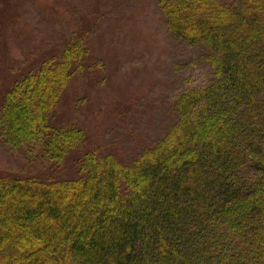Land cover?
I'll list each match as a JSON object with an SVG mask.
<instances>
[{
	"label": "trees",
	"instance_id": "obj_1",
	"mask_svg": "<svg viewBox=\"0 0 264 264\" xmlns=\"http://www.w3.org/2000/svg\"><path fill=\"white\" fill-rule=\"evenodd\" d=\"M158 5L175 37L206 49L214 79L182 92L175 100L181 121L131 162L96 152L82 155L84 174L72 182L0 178V264H257L264 0ZM75 40L60 62L40 64L39 79L22 77L7 89L1 120L8 113L12 125L42 133L45 96L62 87L70 63L85 66L78 48L85 39ZM222 224L228 231L236 226L230 236L239 244L222 235Z\"/></svg>",
	"mask_w": 264,
	"mask_h": 264
},
{
	"label": "rangeland",
	"instance_id": "obj_2",
	"mask_svg": "<svg viewBox=\"0 0 264 264\" xmlns=\"http://www.w3.org/2000/svg\"><path fill=\"white\" fill-rule=\"evenodd\" d=\"M159 1L0 0V178L72 182L84 174L83 154L131 162L181 121L176 98L210 84L215 67L203 58L202 45L169 31ZM78 37L85 39L78 46L85 66L70 63L62 87L45 96L42 133L12 125L8 113L1 120L7 89L22 77L39 79L40 64L60 62ZM248 171L257 176L253 167ZM262 221L257 264L264 254ZM220 228L240 243L236 226Z\"/></svg>",
	"mask_w": 264,
	"mask_h": 264
}]
</instances>
